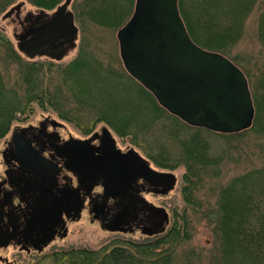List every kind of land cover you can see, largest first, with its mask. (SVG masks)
<instances>
[{
    "label": "trees",
    "instance_id": "trees-1",
    "mask_svg": "<svg viewBox=\"0 0 264 264\" xmlns=\"http://www.w3.org/2000/svg\"><path fill=\"white\" fill-rule=\"evenodd\" d=\"M63 1L65 2L29 0L38 9L47 12L57 9ZM194 1L196 7L192 15L185 0H178L181 16L191 38L199 46L227 56L243 70L249 80L256 110L254 124L249 130L256 134L262 133L260 122L264 113V68L260 71L258 85L255 87L245 67L229 56L245 19L259 0ZM135 2L136 0H86L84 13L88 20L99 27L119 30L131 18ZM194 15H201L197 23ZM202 16L205 18V24ZM258 34L264 48V12L261 15ZM40 66L39 62L30 63L23 73V83L26 85L24 95L8 88L0 72V134L11 128L16 115L29 113L34 105L41 108L51 106L61 119L80 126L83 120L73 117V107L63 96V91L66 90L81 108V113L84 110L93 112L92 124L97 122L98 116H102L101 119L98 118L99 122H105L124 140L130 139V142L152 162L168 169L185 164L190 173L186 174L188 185L184 186L183 194L190 205H196L194 196L196 197L195 191L201 185L202 174L208 168L215 167L210 161H206L205 157L212 147L208 135L217 133L193 128L171 115L132 77L130 80L136 85L123 86V95L118 97L123 100L111 97V88L114 85L110 84L115 81L123 83L126 77L118 71L106 69L108 67L97 62L91 53L80 50L72 62L61 66L60 73L64 85L59 87L58 93L46 89ZM113 74L116 76L113 77ZM11 91L14 93L12 96L18 99L19 105L9 109ZM85 97L86 99L82 100ZM92 129L93 127L84 130L90 134ZM247 131L217 135L241 136ZM164 137L178 143V146L186 151H179L177 155L172 156L161 141ZM217 207L219 213L215 219H218L217 234L221 242L220 260L233 258L237 261L236 264H264V169L236 177L227 187L221 188ZM190 239L192 238L189 237L188 228L174 222L169 233L156 237L153 242L128 243L124 244V247H104L95 251L78 250L68 252L67 256L89 258L92 260L89 264H176L177 249ZM187 264H190L189 259Z\"/></svg>",
    "mask_w": 264,
    "mask_h": 264
},
{
    "label": "rangeland",
    "instance_id": "rangeland-1",
    "mask_svg": "<svg viewBox=\"0 0 264 264\" xmlns=\"http://www.w3.org/2000/svg\"><path fill=\"white\" fill-rule=\"evenodd\" d=\"M20 4L23 5L21 11L22 18L29 16L31 13L37 14L41 10L32 5L29 0H0V72L2 73L4 84L8 88L13 89L20 95H24L26 85L23 83V73L30 63L39 62L41 63L40 68L43 74L41 78L44 81V86L46 89L58 93L59 87L64 85L62 81L63 76L60 73L61 66L72 62L78 56L80 50L91 53L97 62L108 67L106 69L118 71L120 75L124 74L126 77L123 83L115 81L110 84L114 85L111 88V97L113 96L116 100H123L122 98H118L123 95V86L136 85L130 80L131 76L123 67L119 41L117 39L118 30L99 27L88 20L84 13V6L87 4L86 0H72L69 5V10L74 13L75 26L78 29L77 46L61 62L52 61L48 57L31 59L20 52L18 42L15 39V34L21 33L19 23L15 20L16 17L5 18L12 8ZM185 4L193 15V9L196 7L195 1L185 0ZM54 11L48 12L52 13ZM263 12L264 0H259L255 4L253 11L245 19L241 33L237 37L239 39H235L236 41L229 51L230 58L240 66L245 67L251 75L255 87L258 85L260 71L264 68V48L258 34ZM194 16L197 23L201 15L199 17ZM202 20L205 24L203 16ZM112 76L115 77L116 75L113 74ZM63 92H65L64 98L73 107V117L83 120L80 126H77L75 122L61 119L51 106L41 108L34 105L29 113L16 115L17 118L15 117L10 129H21L20 127L23 125H39L41 121L52 119L63 124L62 126L65 127L63 131L65 137L70 136L76 139H84L89 135L84 129L93 127L91 133H101L104 127L108 128L122 151L127 152L135 149L140 155L150 161L152 167L159 170L171 171L178 179L175 190L166 199H153L156 203L165 202L169 207L170 225L168 228L172 229L173 223L179 222L188 228L189 237L191 236L192 238L177 249L175 263L187 264L188 259L190 264L237 263L233 258L227 261L220 260L221 242L217 234L216 224L218 219H215L219 213L217 203L221 188L227 187L234 178L245 175L253 170L264 169V113L260 122L262 130L260 134L248 130L241 136L223 137L217 134L208 135L212 142V147L209 148L205 157L206 161H210L212 166L215 167L208 168L207 171L203 172L201 185L195 191L196 197L194 196V200L197 201L196 205H190L183 194L184 186L188 185L186 174L190 173L185 164L180 165L178 168L168 169L152 162L145 153L130 142V139L124 140L105 122H99L98 118L100 116L97 117V122L92 124L91 122L94 120L93 112L84 110L81 113V108L78 107L76 101H73L74 98L67 94L66 90ZM10 93L12 94L9 95V109L16 108L19 105L18 99L12 96L14 95L13 91ZM85 99L86 97L82 100ZM82 100L78 101L81 102ZM101 118L102 116L99 119ZM118 118L121 119L122 117L118 116ZM161 141L172 156L179 151H186L185 148H180L178 143L169 141L168 138L164 137ZM198 158L201 159V157ZM216 166L218 167L216 168ZM71 230L74 232L71 233L73 235L65 243H60L61 245H65L67 249L80 247L87 249L86 251H95L104 247L116 246L117 244L144 242L150 239L140 234L122 235L103 231L99 225L90 223L88 217L83 219L82 222L72 225ZM49 251L52 252L53 249L47 250V252Z\"/></svg>",
    "mask_w": 264,
    "mask_h": 264
},
{
    "label": "water",
    "instance_id": "water-1",
    "mask_svg": "<svg viewBox=\"0 0 264 264\" xmlns=\"http://www.w3.org/2000/svg\"><path fill=\"white\" fill-rule=\"evenodd\" d=\"M71 2L66 0L51 19L53 28L59 26L61 30L63 25L57 37L67 34L74 49L78 29L73 13L68 11ZM22 6L11 9L5 18L18 16ZM41 15L45 12L41 11ZM27 34L29 40L24 35L19 37L22 43L18 47L30 58L48 54L60 61L68 52L61 51L60 45H51L49 40L41 41L43 34ZM117 38L126 71L170 114L191 127L220 134L240 133L252 127L255 107L246 75L226 56L203 49L192 40L178 0H136L134 13L118 31ZM40 41L44 44L42 50ZM96 139H100L101 145L95 153L89 146ZM71 142L63 148L70 165L83 179L103 180L109 195L123 193L141 178L165 184L164 194L176 186L173 174L153 170L135 149L122 153L108 128L89 140ZM162 211L168 218L166 211Z\"/></svg>",
    "mask_w": 264,
    "mask_h": 264
},
{
    "label": "flooded vegetation",
    "instance_id": "flooded-vegetation-1",
    "mask_svg": "<svg viewBox=\"0 0 264 264\" xmlns=\"http://www.w3.org/2000/svg\"><path fill=\"white\" fill-rule=\"evenodd\" d=\"M52 16L47 12L42 16L41 11L23 18L19 14L15 19L21 28V33L15 34L18 45L23 35L29 40L27 32H32L33 37L43 34L41 41L46 39L51 45H60L61 51H68L67 57L73 50L69 37L67 34L57 37L63 25L61 30L59 26L53 28ZM41 41L39 49L42 50ZM44 56L56 60L51 55ZM55 122L46 119L39 125H23L21 129H8L0 134V264L91 263L89 258L67 256L68 252L87 249H67L60 244L73 235L71 226L87 217L103 231L140 234L150 238L149 242L169 233V207L165 202L153 201L166 199L171 193L164 194L165 184L141 178L121 194H107L103 180L83 179L70 165L63 148L76 138L65 137V127ZM95 133L100 132L80 140H89ZM69 144L70 147L72 142ZM100 145V139H96L89 148L96 153ZM150 167L159 173L173 174ZM49 249L53 251L47 252Z\"/></svg>",
    "mask_w": 264,
    "mask_h": 264
}]
</instances>
